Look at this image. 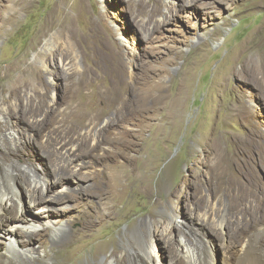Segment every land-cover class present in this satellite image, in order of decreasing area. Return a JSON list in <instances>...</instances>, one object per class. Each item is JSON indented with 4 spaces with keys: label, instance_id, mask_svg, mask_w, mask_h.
<instances>
[{
    "label": "rangeland",
    "instance_id": "rangeland-1",
    "mask_svg": "<svg viewBox=\"0 0 264 264\" xmlns=\"http://www.w3.org/2000/svg\"><path fill=\"white\" fill-rule=\"evenodd\" d=\"M21 1L0 0V112L17 109L3 101L12 82L25 80L19 107L30 114H0V132L22 138L1 142L18 150L0 164L18 177L23 209L40 211L29 206L25 168L49 186V196H61L48 204L60 215L37 227L69 223L80 242L68 260L61 253L46 263L102 264L114 247L136 248L135 234L150 264L182 259L180 239L193 256L184 264H210L208 249L214 264H229L224 232L203 230L196 219L234 214L242 204L243 187L228 164L216 163L220 151L244 144L264 190V0ZM61 26L70 27L72 51ZM65 164L81 178L53 186L56 165ZM220 175L232 177L223 183ZM89 217L95 227L83 235ZM167 229L171 248L162 238Z\"/></svg>",
    "mask_w": 264,
    "mask_h": 264
},
{
    "label": "bare ground",
    "instance_id": "bare-ground-1",
    "mask_svg": "<svg viewBox=\"0 0 264 264\" xmlns=\"http://www.w3.org/2000/svg\"><path fill=\"white\" fill-rule=\"evenodd\" d=\"M13 4L18 6L22 4V1L14 0ZM189 5H196V1L190 0ZM52 21L53 20L50 19L48 20V23L52 25ZM60 29L62 31L60 37L62 41L66 43L65 48L72 51L73 45L70 43V40H73V37L70 32V27L61 26ZM75 40L77 41V39ZM54 41L56 42V38ZM46 45L50 46L51 42L48 41ZM64 52L61 53L62 64L65 59L69 58L70 54V52L66 51L68 55ZM72 61L73 60H70V62ZM33 73L37 75L36 71ZM42 78L45 79L43 76ZM36 80L40 82V78L38 76ZM26 84L27 82L25 80H23V82L20 80L12 82L8 89L9 97L3 102L7 104L10 101H14L20 105L22 96L21 90L26 87ZM43 98L46 100V95H44ZM19 105L15 110L8 108L7 110L0 112L1 116L6 120L10 119L14 115H17L19 119L26 118V115L30 114L29 110L22 109ZM3 127V125H0L1 132ZM1 132L0 148L3 147L1 145L2 141L9 142V144H13L15 142L19 143L22 141V138H16L15 134H2ZM212 148L217 150L220 147L218 144H213L211 146V150ZM17 150V145H15L14 148H2L4 156L0 159V161L10 159V157L15 154ZM234 153L224 155V152L220 151L215 155V157L217 159V164H223L226 167L227 164L229 165L230 171L234 174L233 176H235L236 181L243 187L239 190L241 192L242 204L236 207L234 214L226 213L224 217L217 213L219 211L201 212L200 216L196 219V223L199 224L203 230L206 229V227H209L215 229L218 228L224 232L227 242L226 252H228V254H226V258L229 264H264V237L260 236L264 232V190L260 189L258 173H256L251 166H249L250 161L246 157V146L239 143ZM36 158L37 156L35 159ZM56 162L54 163L53 161L52 163L55 165ZM57 165L55 173L58 180L53 183V186L59 184L60 179L81 178V172L73 170L74 168L71 167L72 165L70 166L65 164L66 166L62 167H57ZM23 172H25L27 188L30 189L29 206L33 208L37 207V210L40 209V211L38 213H34L30 210V208L26 210L20 207V203L18 201L19 199H17V191L15 190L14 185V183L18 181V177H14L13 170H10L8 167L0 164V238L5 242H0L2 245L4 244L3 247H0V264H47L46 261L59 259L57 256L61 255V253L66 255H63V258L61 257L60 260L66 261L69 258L67 251H73V248L80 242L76 236H73L71 235L72 233L68 232L70 226L69 223L60 227L53 225V223L45 224L46 227L43 229H38L37 227L38 222L41 219H49L53 217L54 214L55 216L60 215V210H55L54 214L50 213L52 209L48 207V204L60 201L61 196H49V186L47 187L44 183H42V181L38 180L36 175L30 169L25 168ZM231 177L232 176L230 175H220V179L223 183H226L227 180L230 181ZM113 183L114 186L119 185L116 181ZM39 184H42V186L37 187ZM32 186L34 187L32 188ZM113 193H115V196L118 197H122L124 194L123 191L116 190H114ZM209 220L212 221V224ZM80 227V231L83 235H89L94 230L95 221L91 218L87 219L81 223ZM131 229L133 230L134 227ZM170 232L171 229L165 230L162 234L163 241L166 242V238L170 235ZM202 236H204V234ZM48 237L52 242V245L50 246L47 244ZM149 237H152V233L150 231L144 233L141 239L142 244L145 243ZM132 240L133 245H136V248H132L129 253H122L114 247L111 253L106 257L105 262L102 264H150V257L142 253L140 250V239L133 234ZM166 243L168 248L173 246L171 240H167ZM179 246L181 247V253L179 252V254H181L182 259H186L187 261L193 257L192 253L188 251L189 248L187 250V244L183 241V239L179 240ZM238 249L241 254H239L237 259H235L234 255ZM41 252L44 253L43 256H41ZM207 254L209 255L210 264H214L213 251L208 249ZM182 259L173 258V264H184ZM78 263L82 264V260Z\"/></svg>",
    "mask_w": 264,
    "mask_h": 264
}]
</instances>
